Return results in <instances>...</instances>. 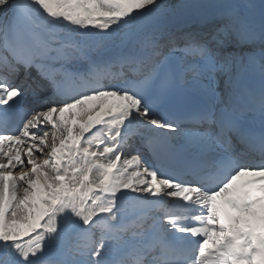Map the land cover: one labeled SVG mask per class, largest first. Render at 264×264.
Masks as SVG:
<instances>
[{"label":"snow or ice","instance_id":"1","mask_svg":"<svg viewBox=\"0 0 264 264\" xmlns=\"http://www.w3.org/2000/svg\"><path fill=\"white\" fill-rule=\"evenodd\" d=\"M0 264H264V0H0Z\"/></svg>","mask_w":264,"mask_h":264},{"label":"bare ground","instance_id":"2","mask_svg":"<svg viewBox=\"0 0 264 264\" xmlns=\"http://www.w3.org/2000/svg\"><path fill=\"white\" fill-rule=\"evenodd\" d=\"M28 100H29L28 102L30 103L31 98L29 97ZM31 106H32V103H31Z\"/></svg>","mask_w":264,"mask_h":264}]
</instances>
